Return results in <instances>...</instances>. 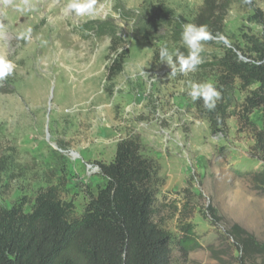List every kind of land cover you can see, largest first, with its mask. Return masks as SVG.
Segmentation results:
<instances>
[{
	"label": "rangeland",
	"instance_id": "obj_1",
	"mask_svg": "<svg viewBox=\"0 0 264 264\" xmlns=\"http://www.w3.org/2000/svg\"><path fill=\"white\" fill-rule=\"evenodd\" d=\"M67 2L0 0V54L17 66L0 87V207L24 202L28 212L37 190L53 185L80 215L104 184L98 164L112 161L120 140L138 137L142 155L160 167L154 220L174 242L171 264H234L229 226L264 242V191L252 181L264 172V159L253 150V134L237 123L245 96L238 85L225 126L213 128L203 101L188 95L189 81L214 83L208 66L223 47L245 50L247 38H261L264 25L250 19L264 13V0H233L223 33L205 43L204 62L176 77L156 54L164 45L184 47L183 26L203 0H97L91 17L67 11ZM29 27L31 41L18 40ZM112 39L128 54L109 80ZM44 47L56 66L41 78L48 63L36 65L34 52ZM36 106L41 111H32ZM249 118L261 128L260 112Z\"/></svg>",
	"mask_w": 264,
	"mask_h": 264
},
{
	"label": "trees",
	"instance_id": "obj_2",
	"mask_svg": "<svg viewBox=\"0 0 264 264\" xmlns=\"http://www.w3.org/2000/svg\"><path fill=\"white\" fill-rule=\"evenodd\" d=\"M232 1L203 0L189 23L207 25L214 37L222 34ZM250 20L264 25V13L256 11ZM246 46H225L210 62L222 99L215 111L206 109L207 118L213 128L225 126L238 85L245 96L236 112L237 123L253 134V150L264 159V33L258 40L247 38ZM176 48L187 55L184 47ZM108 51L106 74L113 80L122 72L128 50L112 39ZM254 112L262 115L261 128L250 121ZM142 150L138 137L117 143L112 161L98 164L104 184L87 196L80 215L53 185L37 190L28 212L24 202L0 207V264H171L174 242L154 220L157 191L163 185L160 167ZM252 181L264 191V172L254 174ZM225 235L236 252L234 264H264V242L236 224ZM176 244L185 249L181 241Z\"/></svg>",
	"mask_w": 264,
	"mask_h": 264
},
{
	"label": "clouds",
	"instance_id": "obj_3",
	"mask_svg": "<svg viewBox=\"0 0 264 264\" xmlns=\"http://www.w3.org/2000/svg\"><path fill=\"white\" fill-rule=\"evenodd\" d=\"M244 2L251 3V0H244ZM96 4L97 0H68L66 10L79 17H91L95 13ZM2 28L3 25H0V29ZM17 39L30 42L32 29L29 27L19 32ZM214 39L215 37L207 25L185 23L181 40L183 46L188 50L187 55L179 48L170 49L167 45L161 46L159 49L160 62L166 63L171 69L169 77L195 73L204 62L201 53L204 51L205 42ZM16 67L14 61L8 59L6 55L0 54V87H4L7 79L14 75ZM189 86L188 95L193 103L202 100L204 108L209 112L216 110L217 102L222 99V91L214 83L189 81Z\"/></svg>",
	"mask_w": 264,
	"mask_h": 264
},
{
	"label": "bare ground",
	"instance_id": "obj_4",
	"mask_svg": "<svg viewBox=\"0 0 264 264\" xmlns=\"http://www.w3.org/2000/svg\"><path fill=\"white\" fill-rule=\"evenodd\" d=\"M46 5V4H45ZM58 11V10H57ZM56 14V13H55ZM55 16V15H54ZM34 45H35V43L33 42V43H31L30 44V48H32V47H34ZM40 45V44H39ZM44 45V44H43ZM37 48V47H36ZM49 48H45L44 47V49H39V50H35V54H34V59H35V64H36V62L37 63H41V62H43V61H46L47 60V67H45V72L42 74L41 73V78H42V76L44 77V76H46L48 73H50L51 72V69H53V68H55V64H56V61H53L52 59H54V55H55V53H53V52H51V51H49L48 50ZM57 58V57H56ZM55 60V59H54ZM32 62V61H31ZM37 65V64H36ZM40 65V64H39ZM45 66V65H44ZM39 67V66H38ZM37 66H36V69L38 68ZM41 68H43V67H41ZM40 69V68H39ZM39 69H37V72L39 73ZM41 70V69H40ZM36 71L34 72V74L35 75H37L38 73H37ZM40 74V73H39ZM41 80V79H40ZM36 111V112H39V111H41V109L40 108H38L37 106L35 107V108H33V110L32 111ZM23 123H22V125H25V128L26 129H30V128H28V124H29V122H25V121H22ZM35 130V129H34ZM21 131V130H20ZM26 131V130H25ZM24 132V131H23ZM22 132V133H23ZM34 133V132H33ZM26 134V133H25Z\"/></svg>",
	"mask_w": 264,
	"mask_h": 264
}]
</instances>
